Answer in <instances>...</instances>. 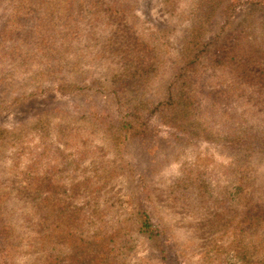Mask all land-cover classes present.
Returning <instances> with one entry per match:
<instances>
[{"label":"rangeland","instance_id":"rangeland-1","mask_svg":"<svg viewBox=\"0 0 264 264\" xmlns=\"http://www.w3.org/2000/svg\"><path fill=\"white\" fill-rule=\"evenodd\" d=\"M225 1L114 0L111 6L122 13L107 23L86 0H70L64 7L71 4L76 25L58 29L47 61L55 0H0V264H43L46 230L38 223L53 196L46 188L59 185L75 186L55 192L67 204L116 209L113 218L105 215L100 233L130 227L124 264H242L226 249L228 237L199 225L185 204L194 189L177 186L198 178L197 185L226 188L243 173L246 191L264 203V150L258 148L264 146V98L227 79L209 65L210 52L192 46L216 33L239 35L251 14L264 15V0H227L228 9ZM104 23L133 26L144 40L156 41V63L127 75L104 49ZM154 30H163L159 39ZM176 96L188 99L186 108L196 106L195 113L165 105ZM131 112V121L140 116L144 123L136 140H143L146 156L135 141L120 151L110 146L114 124L123 131ZM84 209L74 223L92 220ZM136 211L147 215L150 233L136 231L130 219ZM258 236L254 253L264 258V228Z\"/></svg>","mask_w":264,"mask_h":264},{"label":"trees","instance_id":"trees-1","mask_svg":"<svg viewBox=\"0 0 264 264\" xmlns=\"http://www.w3.org/2000/svg\"><path fill=\"white\" fill-rule=\"evenodd\" d=\"M68 1L70 0H55L53 2V6L57 7L59 11L54 16L56 23L54 24V31L51 33L53 37L51 51L46 52L47 58L45 60L47 61L54 51L58 29L60 31V29L76 25L77 15L75 14L77 13L74 12V9L69 10L71 4L69 7H64ZM86 1L87 8L92 14L97 17L106 14L107 23L111 22L113 18L117 19L116 13H122L119 6H111L110 3L114 0ZM225 7L226 9L230 8V2H227ZM128 8L131 11L133 5H129ZM218 9L222 11V8ZM214 11V18L212 19L217 21L221 16L219 12ZM132 17H134L133 14ZM207 19L205 18V21ZM92 20L93 22L97 21L93 18ZM50 21L51 19L49 20V26ZM104 25L109 28V34H104V49L111 51L114 57L120 61L127 75L136 76L149 68L151 63H156L153 61L156 58V53H159V48L152 44L156 41L144 40V34H140L133 26L122 23L115 26L106 23ZM197 25L199 26V22ZM243 29L239 35L229 32L228 34L216 33L209 40L198 38L192 46H200L199 51L201 52H210L212 61L209 65L220 70L227 79L235 78L239 83L253 87L259 96L264 98V15L258 16L257 12H254L249 16ZM219 30L221 31L222 28ZM154 31L157 32L159 39V35L163 30ZM35 36H31V38L34 39ZM195 37H202V35L200 33L195 34ZM205 47H208V49H205ZM184 100L176 96L168 100L165 105L169 104L172 107H183L185 105L183 108L186 109V112L193 115L196 106H191L188 109L186 108L188 99L185 98ZM133 116L135 117V114L131 112L129 122L121 125L126 126L123 131H118L119 127L114 124V128L110 131L112 132L110 146L120 151L124 146L135 141L146 156L143 140H136V137L143 138L144 136L142 133L144 123L140 121V116L131 121ZM263 135L260 136L262 139H264ZM257 138L259 139V136ZM258 148L264 150L263 143H260ZM150 161L148 159V164ZM240 164L241 166L246 165L245 162ZM134 167L139 166L134 165ZM233 178L236 180V184L229 185L226 188H208L206 183L201 186L197 185L198 178H190L187 181L189 184L180 179L177 186L184 185L185 189H194L192 196L194 199L189 198L187 202L185 201V204L189 205L191 211L199 216V225L207 227L214 234L216 231H221L228 237L226 249L233 253L239 263L264 264L261 253L259 251L254 253L256 250L254 239L256 238L259 242L261 237L258 234L264 228V203H256L251 193L246 191L248 178L243 173L235 174ZM195 184L196 186L193 187L192 185ZM64 187L65 190L69 191L75 189L74 185L70 188H66L64 185L55 188L48 186L45 191L53 192V196L46 199L43 210L41 208L38 210H42L38 227L40 230H46L43 236L40 237L43 247V264H124L125 252L132 247L130 227H112L114 231L100 233V230H103L104 224L102 221L105 215L112 217L111 211L116 212V209H108L109 206H106L104 210L98 211L93 208V205L86 204V201L79 207L67 204L60 197L61 194L59 196L55 195V192L63 191L61 189ZM93 189L97 190V188ZM67 197L71 196L68 195ZM185 198L187 199V196ZM227 201L232 202L228 206H223L222 204L227 203ZM84 208H88L93 212L91 214L92 220L85 217L74 223L72 219L81 210H85ZM130 219L135 220L134 224L137 232L150 233L149 221L143 211H140V214L137 211L133 212ZM121 223L124 224L125 222L122 221ZM97 228L98 230H96ZM38 232L40 233V231ZM215 251L218 252L219 249L215 248Z\"/></svg>","mask_w":264,"mask_h":264}]
</instances>
